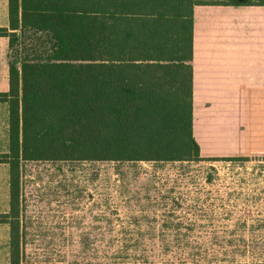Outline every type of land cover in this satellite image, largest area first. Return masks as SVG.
<instances>
[{"label":"trees","instance_id":"16d2710c","mask_svg":"<svg viewBox=\"0 0 264 264\" xmlns=\"http://www.w3.org/2000/svg\"><path fill=\"white\" fill-rule=\"evenodd\" d=\"M199 6L264 0H8L9 28L0 29L9 41V90L0 94L8 106V152L0 164L9 168V211L0 225L9 228V264H20L21 162L207 160L192 116ZM127 250L130 264H215L190 247Z\"/></svg>","mask_w":264,"mask_h":264},{"label":"rangeland","instance_id":"374dc122","mask_svg":"<svg viewBox=\"0 0 264 264\" xmlns=\"http://www.w3.org/2000/svg\"><path fill=\"white\" fill-rule=\"evenodd\" d=\"M248 108L235 136H208L210 161L21 162L20 264H130L127 249L140 245L264 262V105Z\"/></svg>","mask_w":264,"mask_h":264},{"label":"crops","instance_id":"0c3cea01","mask_svg":"<svg viewBox=\"0 0 264 264\" xmlns=\"http://www.w3.org/2000/svg\"><path fill=\"white\" fill-rule=\"evenodd\" d=\"M225 16L204 13L216 11ZM199 10V11H198ZM199 12L198 24L196 13ZM195 17V18H194ZM9 28L8 0H0V29ZM8 38L0 37V94L9 90ZM193 135L201 157L208 136H235L253 105H264V6H199L193 10ZM8 106L0 103V139L8 152ZM205 152L206 154H203ZM9 211V168L0 164V215ZM9 228L0 225V256Z\"/></svg>","mask_w":264,"mask_h":264}]
</instances>
